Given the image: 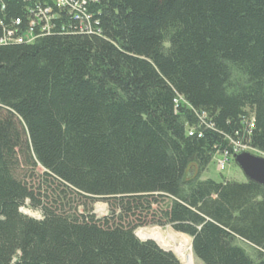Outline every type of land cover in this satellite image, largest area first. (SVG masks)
<instances>
[{
  "label": "trees",
  "instance_id": "1",
  "mask_svg": "<svg viewBox=\"0 0 264 264\" xmlns=\"http://www.w3.org/2000/svg\"><path fill=\"white\" fill-rule=\"evenodd\" d=\"M66 2L0 0V264H264V189L200 178L264 156V0Z\"/></svg>",
  "mask_w": 264,
  "mask_h": 264
},
{
  "label": "rangeland",
  "instance_id": "2",
  "mask_svg": "<svg viewBox=\"0 0 264 264\" xmlns=\"http://www.w3.org/2000/svg\"><path fill=\"white\" fill-rule=\"evenodd\" d=\"M251 154H254L256 156L264 157L263 155H258V154H255V153H251ZM219 158H221L219 155H216L213 158L212 162L208 165L206 171L201 174V177H200L201 179H211V180H213L215 182H221L222 180H232V181H236V182L242 183V182L246 181L244 176H243V174L241 173V171L235 166V164H234V162H233L231 157L228 158V160L225 163L224 168H223L222 171L217 169V166L215 165V162ZM37 171L40 172V173L42 172L41 169H39V168H37ZM193 174H194V169H192L190 171V176H192ZM29 175H30V173L28 172L27 168H23V170L21 172V179L26 181L29 185H34V187H36L37 186L36 181L28 179ZM73 207H76V205H74ZM77 211L81 212L82 209L79 207V208H77ZM20 212L24 216H27V217L32 218L34 220H41L39 218L40 216H42L40 211L37 210V209L32 208L31 205H30V202H28V201L25 202L24 206L20 209ZM90 213L93 214L97 219H101L102 217L106 216L107 213H108L107 204L104 201H101V200H98V201H95L93 203H90ZM140 229H158V230L160 229L159 231H161L164 236H166L169 231H172L169 227H164V228L147 227V228H140ZM137 231H138V229H136L135 232H134L135 236H136V232ZM136 238L139 239L137 236H136ZM154 242L159 247H161L156 241H154ZM240 246H242L248 253L250 252V250L245 245L240 243ZM161 248L164 249L163 247H161ZM171 252L176 256V254L173 251H171ZM179 262L181 263L180 260H179Z\"/></svg>",
  "mask_w": 264,
  "mask_h": 264
},
{
  "label": "bare ground",
  "instance_id": "3",
  "mask_svg": "<svg viewBox=\"0 0 264 264\" xmlns=\"http://www.w3.org/2000/svg\"><path fill=\"white\" fill-rule=\"evenodd\" d=\"M140 229V228H139ZM136 236L144 241L150 239L156 241L165 250L173 251L183 264H200L196 261L190 248V241L184 235L169 231L166 236L158 229H140Z\"/></svg>",
  "mask_w": 264,
  "mask_h": 264
},
{
  "label": "water",
  "instance_id": "4",
  "mask_svg": "<svg viewBox=\"0 0 264 264\" xmlns=\"http://www.w3.org/2000/svg\"><path fill=\"white\" fill-rule=\"evenodd\" d=\"M232 160H233L235 166L241 171V173L243 174V176L247 182H251L253 184H256V185H258L264 189V157L256 156V155L251 154L249 152H241V153L233 155ZM179 235H181V234H179ZM134 236H135V234H134ZM138 240H140V239H138ZM140 241L145 242V241H152V240L147 239L144 241H142V240H140ZM152 242H154V241H152ZM159 248L164 252L172 253L169 250L162 249L161 247H159ZM190 248H191V240H190ZM177 260H178V258H177Z\"/></svg>",
  "mask_w": 264,
  "mask_h": 264
},
{
  "label": "built area",
  "instance_id": "5",
  "mask_svg": "<svg viewBox=\"0 0 264 264\" xmlns=\"http://www.w3.org/2000/svg\"><path fill=\"white\" fill-rule=\"evenodd\" d=\"M57 6L58 7H63L65 5H68L66 0H56ZM37 11L40 13L41 16L44 17L45 21H48L50 19V10L49 9H37ZM11 34H10V38H11ZM18 43L22 42V40H16ZM31 39L27 40V42H30ZM241 152H250L253 153L254 151H252L249 147H247L246 145H243L241 143H234L232 142V152L231 155L228 153H224L222 155H220L221 158L217 159L215 162V165L217 166V169H219L220 171L223 170L225 163L227 162L228 158H232L233 155L241 153Z\"/></svg>",
  "mask_w": 264,
  "mask_h": 264
},
{
  "label": "clouds",
  "instance_id": "6",
  "mask_svg": "<svg viewBox=\"0 0 264 264\" xmlns=\"http://www.w3.org/2000/svg\"><path fill=\"white\" fill-rule=\"evenodd\" d=\"M39 218H40V219H43V216H40Z\"/></svg>",
  "mask_w": 264,
  "mask_h": 264
}]
</instances>
